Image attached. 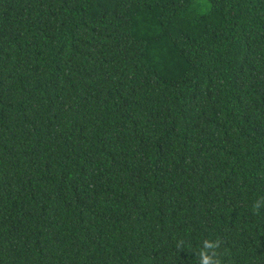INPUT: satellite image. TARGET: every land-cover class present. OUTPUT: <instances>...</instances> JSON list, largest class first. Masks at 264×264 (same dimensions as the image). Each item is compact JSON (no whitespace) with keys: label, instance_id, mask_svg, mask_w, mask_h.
I'll return each instance as SVG.
<instances>
[{"label":"trees","instance_id":"trees-1","mask_svg":"<svg viewBox=\"0 0 264 264\" xmlns=\"http://www.w3.org/2000/svg\"><path fill=\"white\" fill-rule=\"evenodd\" d=\"M258 199L264 0H0V264H264Z\"/></svg>","mask_w":264,"mask_h":264},{"label":"clouds","instance_id":"clouds-1","mask_svg":"<svg viewBox=\"0 0 264 264\" xmlns=\"http://www.w3.org/2000/svg\"><path fill=\"white\" fill-rule=\"evenodd\" d=\"M262 208H264V199L254 201L251 206L253 214H258ZM220 246V239L202 240L200 248L194 253L197 258V264H222Z\"/></svg>","mask_w":264,"mask_h":264}]
</instances>
